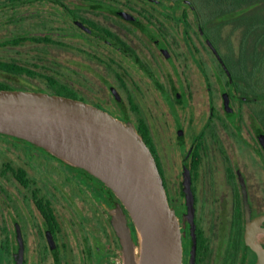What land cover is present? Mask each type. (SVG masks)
<instances>
[{"label": "flooded vegetation", "instance_id": "1", "mask_svg": "<svg viewBox=\"0 0 264 264\" xmlns=\"http://www.w3.org/2000/svg\"><path fill=\"white\" fill-rule=\"evenodd\" d=\"M165 1L0 0L2 47L89 45L98 51L91 55L96 61L125 66L120 72L115 70V85L101 77L114 98L111 106L122 117L108 105L80 96L58 75L42 76L16 59H0L16 68V72L0 68L4 77L0 82L16 90L54 94L53 81L73 90L74 99L122 122L133 123L130 114L135 115L133 125L140 135L141 127L148 130L152 145L142 138L155 157L169 204L178 212L183 264H257V253L246 244V232L252 222L264 228V42L257 45L256 56L247 41L240 47V58L232 57L230 45L229 53L221 54L191 0ZM98 14L105 25L94 19ZM228 15L211 18L213 33L231 23ZM112 18L124 25L107 20ZM169 23L181 26L189 56L181 51L177 37H171ZM200 46L212 55L208 66L198 56ZM191 71L198 72L208 99L201 125L195 121L197 110L192 102L197 86L190 79ZM23 75L44 77L46 87L35 89L24 82L30 88L26 89L10 84ZM148 91L161 98L164 122H168L161 139L162 155L141 114L143 109L152 110L143 104ZM216 96L221 98L220 107L215 104ZM185 169L190 175L192 209L185 194ZM70 175L34 147L0 135V264L120 263L118 238L109 241L97 212H92L94 204L80 191H71L74 181ZM255 243L264 249L262 231L255 233Z\"/></svg>", "mask_w": 264, "mask_h": 264}, {"label": "water", "instance_id": "2", "mask_svg": "<svg viewBox=\"0 0 264 264\" xmlns=\"http://www.w3.org/2000/svg\"><path fill=\"white\" fill-rule=\"evenodd\" d=\"M0 135L41 149L101 183L112 207L98 201L118 238L123 264H183L178 212L169 204L153 153L131 121L79 99L0 90ZM185 183L192 209L187 169ZM256 225H248L246 244L257 253V264H264V249L255 243V233L264 228Z\"/></svg>", "mask_w": 264, "mask_h": 264}, {"label": "rangeland", "instance_id": "3", "mask_svg": "<svg viewBox=\"0 0 264 264\" xmlns=\"http://www.w3.org/2000/svg\"><path fill=\"white\" fill-rule=\"evenodd\" d=\"M196 7L197 13H200L202 15V19L206 21V28L208 31L212 34L216 44L220 48L221 54H228V46L230 45V48H232V57L233 58H239L238 55H240V47L242 45V34L241 29H234L232 23H228L227 26H222L220 30H217V33H213L211 29L213 27L209 26V22L211 20V25L213 24V20L210 17V14L212 13V10L208 9L206 6L211 7L209 5H212L209 3L211 0H191ZM168 4H171V1L167 0L165 1ZM164 2V3H165ZM227 2H233V0H227ZM122 4H125L121 1ZM182 4V3H181ZM232 5H234L235 14H229L227 17L230 16H239L242 14H250L253 13L254 10L259 8V11H255L254 15H258L259 18H264V11L261 10V5H264V0L256 3H249L245 5H239L236 4V2H233ZM184 8V6H183ZM185 9V8H184ZM189 20L191 23V31L195 32L194 28V20L193 15L191 12H189ZM91 16V15H89ZM101 15L94 16V19H96L99 23H102L101 21ZM210 18H209V17ZM214 16V14L212 15ZM220 19V20H219ZM107 20H114V22L118 23L116 25H124L120 21H117L116 19H107ZM216 22L219 20L223 21L222 18H215ZM167 25V30L172 38H176L179 41L181 51L186 54L187 56V50L186 47L183 46L182 41V28L180 25H177L173 23L172 25ZM193 27V28H192ZM195 29V30H194ZM132 31V30H131ZM137 35V34H136ZM196 34L193 33L194 39L196 40ZM3 34H0V40ZM229 42H226L228 37ZM140 41H145L142 36H139ZM201 41V40H200ZM227 44H226V43ZM229 43V44H228ZM152 45V44H151ZM227 47V48H226ZM66 48V47H65ZM200 52L198 53L199 58H201L203 61H206L207 66L209 63V58L212 57V55L200 46ZM66 50V51H64ZM98 52L95 50V47H91L89 45H70L69 48L64 49L63 47H53L49 45H8L2 47L0 45V59L3 60H9V59H16L19 60L22 64L29 66L30 68L36 70L39 74L42 76L46 75H58L64 82L70 83L75 89L79 91V95L85 97L88 99V101H98L102 103L103 105H108V108L112 109V111L117 115L121 116V112L115 111L116 108L111 106V102L114 101V98L112 97V94L110 93L109 89L105 86L103 83L101 77H106L107 79H111V82L115 83V70L121 71L122 68H126L125 66H122V68H119L118 66L114 64H108V62L105 60L103 63L101 61H96L92 56L93 52ZM239 52V53H238ZM92 55V56H91ZM209 73L211 74L212 71L209 69ZM190 79L194 80L193 84H196L197 88L194 90V97H193V106L196 108V117L195 121L199 123L200 125L205 121L206 111L208 109V99L206 95V89L204 87V84L201 80V77L199 76L198 72H190ZM259 74V73H258ZM42 76H29V75H23L20 77H17L18 79L16 82H10L13 86L16 88H26L27 85H23V83H29L30 86L35 87H46L45 78ZM193 76V77H191ZM0 78H4L0 75ZM146 83H148L146 81ZM191 83V81H189ZM257 83V82H256ZM115 85V84H114ZM152 85L149 83L148 88H151ZM34 89V90H35ZM124 92V93H123ZM121 94L125 101L127 102V93L123 91ZM147 96L143 100V104L146 106H152V110H145L143 109L141 111L142 116L146 119L149 127L151 128L153 138L155 139V143L157 145V149L159 151V154L162 155V141L163 139L162 134L165 133V130L168 128V122H164V119L166 118V114L162 108L163 103L161 102V98L158 96L153 95L152 92H147ZM99 96V98H97ZM103 97L105 101L103 102V99L100 98ZM215 104L217 107H220L221 105V98L220 96H216L214 98ZM161 105V107H159ZM254 105V104H252ZM131 118L134 121H136L135 115L130 114ZM188 113L185 116L188 118ZM169 120V117H168ZM170 121V120H169ZM166 123V124H165ZM167 125V126H166ZM35 148V147H34ZM39 152H41L44 156L51 158L52 160L56 161L59 165L65 167L67 171L71 174V179L74 181L71 183L72 190L76 192H81V195L87 202L93 203L94 207L91 208L92 212H97V216L101 219L103 223V227L105 229V233L108 235V239H111L115 241L117 238L113 227L111 226L109 219L105 213V211L102 209V207L99 204L98 200H104L109 207L111 206V200H109L105 195L104 192L101 190V183H99L95 178L88 175L87 173L84 174L79 169H73L69 166H67L62 161L54 158L52 155L48 154L45 151H42L41 149L35 148ZM73 199V196H71ZM75 200V199H74ZM73 201V200H72ZM97 208V209H96ZM95 209V211H94ZM89 215V214H88ZM89 215L88 217H90ZM86 216V221L91 224L93 222L90 221V219ZM92 217V216H91ZM90 217V218H91ZM85 219V217H84ZM93 239L95 243H99L98 240H95V237L93 236ZM136 240V237H135ZM137 241V240H136ZM119 257V264H123L122 254L118 253Z\"/></svg>", "mask_w": 264, "mask_h": 264}, {"label": "trees", "instance_id": "4", "mask_svg": "<svg viewBox=\"0 0 264 264\" xmlns=\"http://www.w3.org/2000/svg\"><path fill=\"white\" fill-rule=\"evenodd\" d=\"M260 1L262 0H233V2H236V4H238V6H243L249 3L252 4ZM233 2H227V0H211L209 2L212 4L209 5L211 7H206L212 10V13L210 14L211 18L217 17L218 15H223L224 13L234 15L236 8L234 7V5H232ZM256 10L259 11V8ZM256 10H254L253 13L250 14L234 16L230 20L235 29H242L241 32L242 34H244L242 36V45H244L245 41H247V45H250L249 48L253 51V56H256L257 45H260L261 42H264V18H259L258 15H254V12ZM261 10L264 11V5H261ZM213 14L214 16H212ZM241 56L242 55H239V58ZM0 68L16 72V68L8 63L0 62ZM51 86H53L52 88L54 90V94L77 98L76 93L65 85H59L51 81ZM0 90L16 89H12L8 85L0 82ZM140 133L145 141L148 142L149 145H152L151 141L147 137L149 134L148 130L144 126L140 128Z\"/></svg>", "mask_w": 264, "mask_h": 264}, {"label": "bare ground", "instance_id": "5", "mask_svg": "<svg viewBox=\"0 0 264 264\" xmlns=\"http://www.w3.org/2000/svg\"><path fill=\"white\" fill-rule=\"evenodd\" d=\"M137 236H138V234H137ZM138 240H139V238H138ZM140 241H141V240H140ZM140 241H139V242H140Z\"/></svg>", "mask_w": 264, "mask_h": 264}]
</instances>
